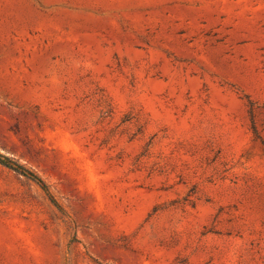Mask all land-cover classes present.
Returning a JSON list of instances; mask_svg holds the SVG:
<instances>
[{
  "label": "rangeland",
  "instance_id": "rangeland-1",
  "mask_svg": "<svg viewBox=\"0 0 264 264\" xmlns=\"http://www.w3.org/2000/svg\"><path fill=\"white\" fill-rule=\"evenodd\" d=\"M0 154V264H264V0H0Z\"/></svg>",
  "mask_w": 264,
  "mask_h": 264
},
{
  "label": "trees",
  "instance_id": "trees-1",
  "mask_svg": "<svg viewBox=\"0 0 264 264\" xmlns=\"http://www.w3.org/2000/svg\"><path fill=\"white\" fill-rule=\"evenodd\" d=\"M0 163L13 168L14 170L28 176L29 178H31L33 180H39L38 177L34 173H31L30 171L25 169V167H23L22 165H20L18 163H13L8 157H5L1 154H0ZM43 186H44V188H46L45 185H43Z\"/></svg>",
  "mask_w": 264,
  "mask_h": 264
}]
</instances>
